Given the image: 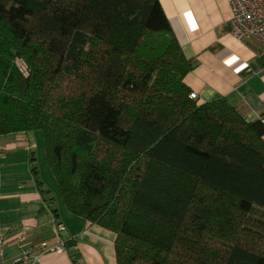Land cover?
Returning a JSON list of instances; mask_svg holds the SVG:
<instances>
[{
	"label": "trees",
	"instance_id": "1",
	"mask_svg": "<svg viewBox=\"0 0 264 264\" xmlns=\"http://www.w3.org/2000/svg\"><path fill=\"white\" fill-rule=\"evenodd\" d=\"M195 65L159 0H0V136L41 133L116 264H264L263 121L190 99Z\"/></svg>",
	"mask_w": 264,
	"mask_h": 264
},
{
	"label": "crops",
	"instance_id": "2",
	"mask_svg": "<svg viewBox=\"0 0 264 264\" xmlns=\"http://www.w3.org/2000/svg\"><path fill=\"white\" fill-rule=\"evenodd\" d=\"M186 58L196 62L183 82L200 103L223 98L247 121L264 122V48L255 38L237 41L230 35L227 0H159ZM30 134H32L30 136ZM39 141L34 133L0 136V237L2 260L12 264L27 247L43 242L64 244L62 253H46L18 264H116L115 235L70 214L54 199V210L36 188L29 163L37 168ZM41 156V153H40ZM43 169V167H42ZM45 170V169H44ZM40 175L42 173L39 172ZM48 188V189H47ZM65 230L56 233L55 224ZM21 236L20 241L16 240Z\"/></svg>",
	"mask_w": 264,
	"mask_h": 264
},
{
	"label": "built area",
	"instance_id": "3",
	"mask_svg": "<svg viewBox=\"0 0 264 264\" xmlns=\"http://www.w3.org/2000/svg\"><path fill=\"white\" fill-rule=\"evenodd\" d=\"M230 10V35L237 41H243L247 38L257 39L264 48V0H227ZM189 98L197 99L194 92H190ZM264 124V122H263ZM65 228L61 223L55 224L56 233H62ZM21 236L16 240L20 241ZM4 241L0 237V264H4L2 254ZM64 244L57 240L56 243H41L36 249L27 247L21 256L15 259L12 264L23 263L28 260H36L46 253H62Z\"/></svg>",
	"mask_w": 264,
	"mask_h": 264
},
{
	"label": "rangeland",
	"instance_id": "4",
	"mask_svg": "<svg viewBox=\"0 0 264 264\" xmlns=\"http://www.w3.org/2000/svg\"><path fill=\"white\" fill-rule=\"evenodd\" d=\"M33 133L37 136L38 141H39V149L40 150H39V153H38L39 161L37 160V163L39 162V164L43 167V169H42V167H40L41 171H39V172L42 173V175H40V176L45 181V186L46 187L50 186L52 188V190H54V191H56L58 193L57 194V199H58V201L61 204H63L62 200H61V196H60V194L58 192L57 184H56L54 178L52 177V175H51V173H50V171H49V169L47 167L46 161H45V156H44L43 147H42V136H41V133L40 132H33ZM31 135L32 134H30V136ZM40 153H41V156H40ZM38 169H39V167H38Z\"/></svg>",
	"mask_w": 264,
	"mask_h": 264
}]
</instances>
